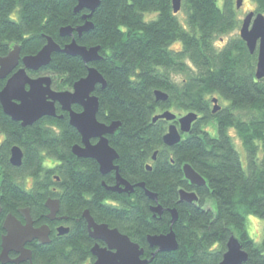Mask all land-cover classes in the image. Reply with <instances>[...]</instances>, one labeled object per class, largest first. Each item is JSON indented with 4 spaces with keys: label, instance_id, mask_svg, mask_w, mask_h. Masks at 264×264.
Listing matches in <instances>:
<instances>
[{
    "label": "trees",
    "instance_id": "16d2710c",
    "mask_svg": "<svg viewBox=\"0 0 264 264\" xmlns=\"http://www.w3.org/2000/svg\"><path fill=\"white\" fill-rule=\"evenodd\" d=\"M252 1L255 11L264 13V0ZM182 2L184 23L172 0H100L89 17L94 28L81 36L74 32L81 45L101 48L102 59L89 63L107 80L106 87L95 90L98 120L122 123L109 142L133 192L109 190L106 185L116 183L115 172L103 175L95 159L73 153L81 135L60 104L57 113L63 117L45 116L25 127L5 114L0 103V243L6 214L22 219L19 209L30 207L35 225L49 223L52 231L50 243L28 244L33 264H93L96 240L83 217L89 209L95 220L119 228L145 248L144 257L156 252L150 264H220L233 234L249 254L243 264H264V237L259 243L253 240L246 222L248 214L264 222V78L256 76L258 52H250L239 34L221 47L216 42L241 25L237 0ZM76 4L0 0V55L15 44L22 56L35 55L48 36L61 46L70 42L73 38L61 36V27L82 25L90 13H75ZM89 65L80 56L57 52L47 67L29 72L34 77L49 73L55 90H69L88 74ZM157 89L168 93L166 102L156 99ZM214 95L221 102L216 112ZM73 108L81 111L79 105ZM167 108L199 115L173 147L163 141L169 121L153 120ZM13 145L24 152L19 167L11 163ZM186 163L206 185L197 187L186 179ZM181 188L194 190L198 200L180 201ZM148 189L158 202L146 194ZM48 197L60 199V219L47 218ZM159 203L164 207L160 216L153 211ZM171 208L179 215L173 224L179 248L157 252L147 236L170 231ZM60 225L70 231L60 234Z\"/></svg>",
    "mask_w": 264,
    "mask_h": 264
},
{
    "label": "water",
    "instance_id": "95a60500",
    "mask_svg": "<svg viewBox=\"0 0 264 264\" xmlns=\"http://www.w3.org/2000/svg\"><path fill=\"white\" fill-rule=\"evenodd\" d=\"M172 2L174 12L178 13L182 8V0H172ZM242 3L243 0H237V7L240 8ZM99 4L100 0H77L75 13L84 9H89L90 13L84 15L86 22L82 25L61 27V36L68 35L73 38L64 46L48 36L46 44L35 55L22 56L21 47L18 44H15L8 54L0 55V81L6 79L5 85L0 88V103L5 114L11 116L14 121H19L25 127L45 116L63 117V114L57 113V105L60 104L61 109L69 114V124L74 126L81 135V142L74 144L72 148L73 153L80 158L95 159L100 165V171L103 175L112 171L115 172L116 183L114 185L103 183L109 190L131 193L134 191V185L120 174L119 165L116 164L119 154L109 142V136L113 135L122 123L114 120L108 124L98 120L100 101L95 90L98 85H102L103 88L106 87L107 80L101 71L89 63L102 59L101 48L100 46L87 47L81 45L74 37V32H78V35L81 36L84 32L94 28L89 17ZM242 20L239 29L240 36L246 42L250 52H258L256 76L260 80L264 78V13L253 10L248 12ZM57 52L80 56L89 65L88 74L79 78L72 89L57 91L52 86L51 74L34 77L29 72H36L47 67L52 56ZM155 95L158 101L166 102L168 99V93L160 89L155 91ZM213 102L215 107L213 111L216 112L220 109L217 104L218 98H213ZM74 105H79L81 111L75 110ZM198 116V113L189 111L186 115L177 117L170 110H166L156 114L153 120L156 121V119L161 118L169 121L168 131L164 135L163 141L166 146L173 147L181 141L183 135L192 130V125L198 120ZM23 155V149L19 145L11 147L10 158L14 166L19 167L23 163ZM156 155L157 152L153 159L156 158ZM148 168L151 169V164L148 165ZM183 170L186 179L193 185L201 187L207 184L205 178L191 164L186 163ZM139 185L145 187L144 183H139ZM179 193L180 201L191 203L199 198L194 190L188 191L181 188ZM146 194L158 202L157 194L149 189L146 190ZM44 204L49 210L47 214L49 220L54 221L61 218L59 216L60 199L48 197ZM153 211L160 216L164 212V207L159 203L153 207ZM19 213L22 219L11 212L6 214L2 221L4 232L0 243L1 264L24 262L33 264V253L28 244L34 240L39 245L51 242L52 231L49 223L36 226L30 207H22L19 209ZM170 213L172 215L170 231L147 236L150 248H157V252L172 251L179 248L173 226L179 217L177 208H171ZM1 214L2 203L0 201ZM83 217L87 220L89 235L96 240L91 248L95 258L93 264H150L153 260L156 252H153L150 258L144 257L145 248L119 228L95 220L89 209L85 210ZM57 230L60 234L70 231L67 225H60ZM226 245L227 250L223 254L220 264H243L247 261L249 254L236 234L230 237ZM13 252L17 256L12 257L11 253Z\"/></svg>",
    "mask_w": 264,
    "mask_h": 264
},
{
    "label": "rangeland",
    "instance_id": "374dc122",
    "mask_svg": "<svg viewBox=\"0 0 264 264\" xmlns=\"http://www.w3.org/2000/svg\"><path fill=\"white\" fill-rule=\"evenodd\" d=\"M254 8H255V3L252 0H243L242 6L240 8H238V10H239L238 16L242 20L247 15L248 12L255 10ZM178 13H179V17L181 18V22L184 23L185 22L184 21L185 13L182 12L181 10ZM148 16L149 15L147 14V18L149 19L150 17H148ZM242 22H243V20H242ZM239 29H240V27H238L237 30H235L234 32L227 34L223 38L217 39L216 42L218 43V45L220 47L223 46L226 43L227 39H229L230 37L236 36L237 34L240 35ZM175 45L176 46H179V44H175ZM214 96L215 97H218L216 95H214ZM220 103L221 102L218 100L217 104L219 105ZM166 110H170L177 117H181V116H184V115L187 114V112H182V111L175 110V109H172V108L171 109L170 108H167ZM166 110H161L158 113H163ZM2 139H3V137H2V135H0V140H2ZM239 148H240V151L242 152V156H245V150H244V148H241L240 146H239ZM50 163H51V160L48 159L46 161V164L47 165H50ZM209 206H212V203L211 202L209 203ZM246 222H247V231H248V233H250L251 237H252L251 229L253 227H255L256 230H257V232L260 235V241H261L263 239V237H264V222H263V219L260 216H258L257 214L256 215H254V214H248L247 215V218H246ZM257 222H259V223H257Z\"/></svg>",
    "mask_w": 264,
    "mask_h": 264
},
{
    "label": "clouds",
    "instance_id": "9594fccd",
    "mask_svg": "<svg viewBox=\"0 0 264 264\" xmlns=\"http://www.w3.org/2000/svg\"><path fill=\"white\" fill-rule=\"evenodd\" d=\"M257 223H259V222H257ZM251 232H252V239L255 240L257 243H259V241H260V235H259V233L257 232L256 228L253 227V228L251 229Z\"/></svg>",
    "mask_w": 264,
    "mask_h": 264
},
{
    "label": "flooded vegetation",
    "instance_id": "af4514ba",
    "mask_svg": "<svg viewBox=\"0 0 264 264\" xmlns=\"http://www.w3.org/2000/svg\"><path fill=\"white\" fill-rule=\"evenodd\" d=\"M102 244H104V243L102 242ZM11 256H12V257L17 256V254H15V253L13 252V253H11Z\"/></svg>",
    "mask_w": 264,
    "mask_h": 264
}]
</instances>
